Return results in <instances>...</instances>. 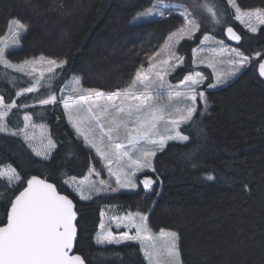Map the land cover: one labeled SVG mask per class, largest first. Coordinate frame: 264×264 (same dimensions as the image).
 I'll return each instance as SVG.
<instances>
[{"label":"trees","instance_id":"trees-1","mask_svg":"<svg viewBox=\"0 0 264 264\" xmlns=\"http://www.w3.org/2000/svg\"><path fill=\"white\" fill-rule=\"evenodd\" d=\"M212 1L223 4L225 0ZM153 2L0 0V37L7 33L8 21L18 18L28 25V31L22 36L21 46L9 51L12 62L38 55L65 59L68 64L64 77L77 75L84 88L110 92L127 86L136 68L141 63L146 67L147 56L184 23L175 14L132 22L138 12ZM237 2L243 9L264 8V0ZM226 9L230 15L226 27L232 26L242 35V42L236 46L252 62L227 85L206 90L207 110L196 115V125L181 128L190 142H169L153 159L156 172L144 174L155 180L151 191L146 192L140 185L135 192L81 201L64 183L66 177H82L90 166L100 171L102 178L108 174L94 150L77 138L58 109L50 115V135L56 148L47 160L36 156L21 137L0 133V164L10 163L23 178L15 188L0 179V223L5 222L11 199L27 179L39 176L73 199L78 212L74 250L85 258L86 264H147L136 242L95 243L100 213L107 202H116L125 211L149 213L153 232L161 228L176 231L182 264H264V79L258 72L259 63L264 60V26L256 34L247 33L233 20V11ZM193 15L202 30L193 41L182 42L179 47V54L186 57V66L175 73L174 82L193 70L192 49L203 34L211 32L202 15ZM214 35L230 43L225 31ZM257 52L261 55L256 56ZM199 70L204 72L201 67ZM2 73L0 66V95L9 103L16 91L29 83L27 78L10 83ZM207 77L206 82H211L210 72ZM17 99L18 103L29 105L35 100L30 94ZM31 105L28 109L41 107ZM22 110L25 109L13 112ZM208 174L214 178L207 179Z\"/></svg>","mask_w":264,"mask_h":264},{"label":"snow or ice","instance_id":"snow-or-ice-1","mask_svg":"<svg viewBox=\"0 0 264 264\" xmlns=\"http://www.w3.org/2000/svg\"><path fill=\"white\" fill-rule=\"evenodd\" d=\"M227 5L234 10V19L249 32L256 33L264 26V8L243 9L237 0H227ZM190 6L192 11L181 3L154 0L149 7L137 13L132 22L150 17L164 19L175 14L184 23L170 32L164 44L147 56V68L141 63L127 86L110 92L84 88L82 78L76 76L57 93L56 82L68 64L65 59L41 56L20 63L12 62L8 58L9 51L21 46L28 25L18 18L10 19L7 35L0 37L2 74L9 78L10 83L27 78L29 86L19 88L9 103L0 95V133L21 136L36 156L49 159L56 142L46 132V126L40 125V147L32 144L35 136L30 135L27 129L37 127L32 123L34 114L25 111L22 128H12L8 123L14 109L30 107L29 104L18 103L17 98L44 91L46 94L35 98L31 106L46 108L62 105L77 138L82 137L85 147L95 150L109 177H115L113 187L110 180L100 178L101 172L90 166L88 176L94 174L95 180L88 179V176L79 181L76 177L65 179L64 183L81 201L121 190L134 191L139 185H143L146 192L151 191L155 180L150 175H144L138 181L137 174H143L145 170L155 173L153 159L166 149L169 142H190V137L182 134L181 128L196 125V115H203L207 110L206 90L227 84L252 62V58L238 47H229L222 40L214 41V37L205 33L200 37V44L192 49L193 70L178 83H170L169 77L186 66V57L178 51L182 42L193 41L202 30L201 23L194 18V11L207 13L213 25L225 22V14L218 12L215 5L207 0H192ZM225 33L229 40L240 42L242 39L232 27H227ZM210 41L218 45L210 49L213 58L201 59L199 54L205 51L204 46ZM225 53L227 60L221 59L219 64L227 63L230 70L226 72L218 70L216 59ZM260 55V52L256 53V56ZM200 65L212 69L214 82L208 83L206 88L201 86L205 85L208 77L196 70ZM258 72L264 78V60L259 63ZM165 95L167 100H161ZM5 177L10 188L23 182L20 173L11 165L0 166V179ZM206 178L211 180L214 177L208 174ZM26 184L11 199L6 223H0V264H86L84 257L72 254L78 236V212L73 199L61 194L55 184L38 176H31ZM2 198L3 194H0ZM106 215L102 210L99 231L94 238L97 245L138 242L147 264H182L177 233L165 228L154 233L148 223L149 213L129 211L124 216H112L105 220ZM112 225L116 229H135V232L114 233Z\"/></svg>","mask_w":264,"mask_h":264},{"label":"rangeland","instance_id":"rangeland-1","mask_svg":"<svg viewBox=\"0 0 264 264\" xmlns=\"http://www.w3.org/2000/svg\"><path fill=\"white\" fill-rule=\"evenodd\" d=\"M174 1H176V0H172V1H168V0H166V2H168V3H177V2H174ZM177 1H179V3H181V4H183L185 7H189V10H192V8H191V6H190V3H192V0H177ZM207 2L208 3H210V4H213V5H215V7H216V9H217V11L218 12H223L225 15H224V20H225V22L222 24V25H213L212 23H211V17L207 14V13H205V12H203L202 10H196V11H194L196 14H198V15H202L203 16V18H204V20H203V23H204V25H205V27L206 28H209L210 29V31L211 32H209V33H207L208 35H210V36H212V37H214V41H220V40H222V39H217L216 37H215V35H214V33H216V32H222V31H225V29L227 28L226 26L228 25V23L230 22V18H229V12H228V10L226 9L227 7H229L230 8V6L229 5H227V0H225V1H223V4H221L219 1H217V3L216 2H214V1H212V0H207ZM226 4V6L227 7H224V5ZM221 6V7H220ZM222 7H224V10L222 9ZM231 9V8H230ZM232 11H233V14L235 15V13H234V10L233 9H231ZM225 11V12H224ZM141 12V11H140ZM139 13V12H138ZM137 15V14H136ZM135 15V16H136ZM234 15H233V20L234 21H236L235 19H234ZM134 16V17H135ZM133 17V18H134ZM144 19H151V17L150 18H144ZM132 21H133V19H132ZM238 24H240V26L242 27V29L245 31V32H247V33H251V32H249L248 30H247V28L243 25V24H241L239 21H236ZM259 31V30H258ZM257 31V32H258ZM8 32V31H7ZM256 32V33H257ZM256 33H251V34H256ZM7 35V33L4 35V36H6ZM205 34H203L202 36H204ZM3 36V37H4ZM201 36V37H202ZM214 41H210L207 45H205L204 47H205V51L204 52H202V53H200L199 54V56H200V58L201 59H212L213 58V54L211 53V51H210V49L211 48H213V47H218V45L217 44H215V42ZM222 41H224V40H222ZM246 42H248V40L246 39ZM246 42H245V45H246ZM199 44H200V39H199ZM198 44V45H199ZM224 44L225 45H227V46H229V47H237L236 45H234L232 42H230V43H228V42H226V41H224ZM243 52V51H242ZM244 53V52H243ZM245 54V53H244ZM245 55H247V54H245ZM41 56H43V57H46V58H51V57H47V56H44V55H38V56H35V57H31V58H28V59H32V58H39V57H41ZM247 56H249V55H247ZM227 54L225 53V55L223 56V57H216V59H217V62H218V70H221V71H229L230 69H229V66L227 65V63L225 62V63H223V64H219V61L221 60V59H224L225 61L227 60ZM203 68L204 69V72H203V74L207 77V75H208V72H210L211 73V82H206V84L205 85H207L208 83H213L214 81H213V79H212V69H210V68H207L205 65H200L199 66V68ZM145 68H147V66L145 67ZM199 68L198 69H196V70H199ZM200 71V70H199ZM239 74V73H238ZM238 74H237V76H238ZM175 75V74H174ZM173 75V76H174ZM77 75H71V76H68V77H64V75H62V77L56 82V86H55V91L57 92V93H59V91H60V88H62V87H65L66 85H68V84H70V82H71V80H72V78L73 77H76ZM173 76H170L169 77V82L170 83H173V84H176V83H178L179 81H177V82H174V81H172V77ZM236 76V77H237ZM236 77H234V78H232L230 81H232L233 79H235ZM183 79V78H182ZM181 79V80H182ZM229 81V82H230ZM228 82V83H229ZM227 83V84H228ZM227 84H224V85H220L219 87H223V86H225V85H227ZM219 87H217V88H219ZM46 93L44 92V91H41L40 93H36V94H30L31 96H32V99H35V98H37V97H39V98H42L44 95H45ZM65 94H67V92L65 93ZM161 100H164V101H166L167 100V96L165 95V96H162L161 97ZM29 103V102H28ZM31 105V104H30ZM58 109H61L62 111H63V106L62 105H56L55 107H52V106H48V107H46V108H42V107H38V108H31V109H25V110H22V111H20V112H13V113H11L10 114V116H9V118H8V121H10V122H12L11 124H9V125H11V127L12 128H22V127H24V120H23V116H24V113H25V111H28L29 113H32V114H34L33 115V121H32V123L33 124H35V125H37V127L35 128V129H33V128H29V129H27V131L29 132V134L30 135H34L35 136V139L32 141V144L34 145V146H36V147H40V144H41V128L39 127L40 125H45L46 126V132L47 133H49L50 134V127H51V125H50V123H51V116L50 115H52L53 113H55ZM15 110V109H14ZM36 114H39V115H36ZM63 114H64V111H63ZM64 117H65V119H66V121H67V123H68V125L72 128V126L70 125V123L68 122V120H67V117L64 115ZM12 124H14V125H12ZM73 129V128H72ZM74 130V129H73ZM74 132H75V130H74ZM19 137H21V136H19ZM22 138V137H21ZM23 139V138H22ZM81 139L83 140V138L81 137ZM24 140V139H23ZM83 142H84V140H83ZM27 144V143H26ZM27 146H28V144H27ZM28 148L32 151V149L28 146ZM94 150V149H93ZM33 152V151H32ZM94 152H95V150H94ZM34 153V152H33ZM96 153V152H95ZM35 154V153H34ZM97 155V154H96ZM98 156V155H97ZM98 158L100 159V157L98 156ZM100 161H101V159H100ZM101 164H102V166H103V168L107 171V169L104 167V165H103V162L101 161ZM8 165H10V163H8V162H3L2 164H0V166H8ZM88 172H89V169H88V171L86 172V174L84 175V176H82V177H76L77 178V181H79L80 179H84L86 176H88ZM146 173H150L149 171H147V170H145V173H143V174H137V180L139 181V180H142L143 178H144V174H146ZM107 174H108V171H107ZM142 176V177H141ZM70 177H75V176H69V177H66V179H68V178H70ZM100 178H102V177H100ZM5 180H6V182L8 183V181H7V178L5 177L4 178ZM88 179H90V180H95L96 179V177H95V175L93 174V175H91V176H88ZM102 179H106V180H110L111 181V183H112V186L113 187H115V177H109V174L107 175V177H105V178H102ZM140 186V185H139ZM142 187H143V185H141ZM139 188V187H138ZM138 190V189H137ZM137 190H134V191H126V190H121L120 192H116V193H122V192H135V191H137ZM116 193H107V194H101V195H99V196H110V195H113V194H116ZM94 197H96V196H94ZM103 211L107 214L106 215V217H105V220H107V218L108 217H112V216H124L125 214H127L129 211L127 210V211H125L123 208H121L116 202H107V203H104V205H103ZM131 212H136V211H131ZM101 223V222H100ZM112 229H113V232L114 233H119V232H122V231H131V233L132 234H134V232H135V229H131V230H129V229H125V228H121V229H116L115 228V226L114 225H112ZM99 231V230H98ZM97 231V232H98ZM170 231H173V230H170ZM159 231H157V232H154V233H158ZM174 232H176V231H174ZM96 235H97V233H96ZM179 239V238H178ZM128 242H132V241H128ZM136 243H138V242H136ZM139 244V243H138ZM105 245V244H104ZM143 254V253H142ZM147 262V261H146Z\"/></svg>","mask_w":264,"mask_h":264},{"label":"water","instance_id":"water-1","mask_svg":"<svg viewBox=\"0 0 264 264\" xmlns=\"http://www.w3.org/2000/svg\"><path fill=\"white\" fill-rule=\"evenodd\" d=\"M228 27H232V26H228ZM233 28V27H232ZM234 29V31H236L237 32V34H239L240 35V33L235 29V28H233ZM225 36H226V38L229 40V38L227 37V35H226V33H225ZM230 42H232L234 45H239V43L241 42H236V41H232V40H229ZM264 79V78H263ZM39 177V176H38ZM41 179H44V178H42V177H40ZM48 182H50V183H53V182H51V181H49L48 180ZM54 184V183H53ZM27 186V184L25 183L24 184V186L23 187H26ZM23 187L20 189V191H22L23 190ZM19 191V192H20ZM19 192L16 194V195H18L19 194ZM60 192V191H59ZM61 194H64V193H62V192H60ZM64 195H66V194H64ZM10 206V205H9ZM6 219H7V212H6V218H5V222L4 223H6ZM75 242H76V240H75ZM75 242H74V246H75ZM72 254H79V253H77V252H75V250H74V248H73V252H72ZM80 255V254H79Z\"/></svg>","mask_w":264,"mask_h":264},{"label":"flooded vegetation","instance_id":"flooded-vegetation-1","mask_svg":"<svg viewBox=\"0 0 264 264\" xmlns=\"http://www.w3.org/2000/svg\"><path fill=\"white\" fill-rule=\"evenodd\" d=\"M240 35H241V34H240ZM241 37H242V35H241ZM242 40H243V37H242V39H241V42H242ZM241 42H240V43H241ZM240 43H239V44H240Z\"/></svg>","mask_w":264,"mask_h":264}]
</instances>
